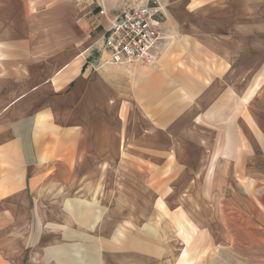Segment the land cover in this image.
Wrapping results in <instances>:
<instances>
[{
    "label": "crops",
    "instance_id": "crops-1",
    "mask_svg": "<svg viewBox=\"0 0 264 264\" xmlns=\"http://www.w3.org/2000/svg\"><path fill=\"white\" fill-rule=\"evenodd\" d=\"M147 1L0 0V248L42 247L41 215L92 223L94 203L72 184L121 173L131 143L159 151L160 131L179 134L191 102L221 136L223 166L245 151L249 182L264 190V0H157L156 62L100 65V11Z\"/></svg>",
    "mask_w": 264,
    "mask_h": 264
},
{
    "label": "rangeland",
    "instance_id": "rangeland-1",
    "mask_svg": "<svg viewBox=\"0 0 264 264\" xmlns=\"http://www.w3.org/2000/svg\"><path fill=\"white\" fill-rule=\"evenodd\" d=\"M190 109L179 134L160 131L159 151L131 143L121 173L112 166L115 174L101 181L72 184L73 195L94 203L92 223L72 227L63 214L41 215L42 247H1L9 254L1 258L15 255L16 263L0 264H264V190L249 182L246 152H237L234 164L224 158L223 166L221 136L201 122L198 103ZM67 233L73 235L63 238ZM50 254L64 261L40 256ZM72 255L83 261H65Z\"/></svg>",
    "mask_w": 264,
    "mask_h": 264
},
{
    "label": "built area",
    "instance_id": "built-area-1",
    "mask_svg": "<svg viewBox=\"0 0 264 264\" xmlns=\"http://www.w3.org/2000/svg\"><path fill=\"white\" fill-rule=\"evenodd\" d=\"M100 15L109 17L101 38L100 65L156 62L159 45L165 38L162 33L165 14L158 1L128 6L112 16L102 9Z\"/></svg>",
    "mask_w": 264,
    "mask_h": 264
}]
</instances>
